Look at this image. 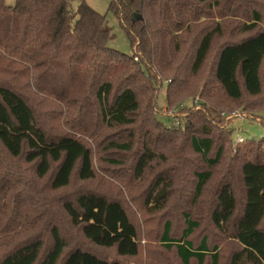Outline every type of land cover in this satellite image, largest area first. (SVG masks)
Wrapping results in <instances>:
<instances>
[{
  "label": "trees",
  "instance_id": "trees-1",
  "mask_svg": "<svg viewBox=\"0 0 264 264\" xmlns=\"http://www.w3.org/2000/svg\"><path fill=\"white\" fill-rule=\"evenodd\" d=\"M110 1L131 54L84 0H0V264H142L153 230L177 264H264V142L220 127L264 111V0ZM158 74L199 100L178 127Z\"/></svg>",
  "mask_w": 264,
  "mask_h": 264
},
{
  "label": "rangeland",
  "instance_id": "rangeland-1",
  "mask_svg": "<svg viewBox=\"0 0 264 264\" xmlns=\"http://www.w3.org/2000/svg\"><path fill=\"white\" fill-rule=\"evenodd\" d=\"M94 11L106 16V27L110 30L111 39L109 41V47L122 53L131 54L132 50L131 43L127 38V35L119 22V19L109 10L110 0H84ZM6 4L13 6L15 0H5ZM79 6V1H73L71 7L74 11L77 10ZM232 29V28H231ZM137 60V59H136ZM158 76V83L156 86L157 90V117L163 122L167 123L171 127H178V124L183 117L187 115L185 110H195L201 109L199 100H184L180 106L175 108H169L167 106V99L165 95V89L168 82H165L161 75ZM221 129H228L232 131L233 147L236 149L238 145H243L250 140L256 143L264 142V111H258L252 113L248 110L237 109L232 114H223L222 123L220 124ZM97 163V162H96ZM98 168V165H97ZM102 174V173H101ZM103 175V174H102ZM104 176V175H103ZM184 184L190 183L189 177H185L182 181ZM185 186V185H184ZM75 185L72 189H76ZM72 189H69L71 192ZM135 211V207L132 206ZM137 213L138 219L143 225L141 215ZM142 229H144L142 227ZM143 231V230H142ZM153 238L148 239L144 236L142 238L143 245V256L141 258L142 264H177V261L173 255L164 254L159 246L158 241H155L156 231L153 230ZM130 264H138L136 262H131Z\"/></svg>",
  "mask_w": 264,
  "mask_h": 264
}]
</instances>
